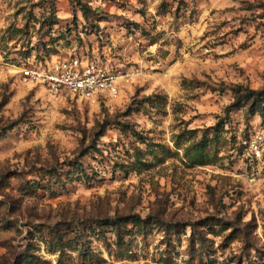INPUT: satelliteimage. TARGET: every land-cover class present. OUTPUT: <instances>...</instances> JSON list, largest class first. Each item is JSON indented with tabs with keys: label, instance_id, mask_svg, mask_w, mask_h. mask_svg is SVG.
<instances>
[{
	"label": "rangeland",
	"instance_id": "374dc122",
	"mask_svg": "<svg viewBox=\"0 0 264 264\" xmlns=\"http://www.w3.org/2000/svg\"><path fill=\"white\" fill-rule=\"evenodd\" d=\"M30 50L131 77L54 98ZM261 98L264 0H0V264H264Z\"/></svg>",
	"mask_w": 264,
	"mask_h": 264
},
{
	"label": "built area",
	"instance_id": "2783aa9c",
	"mask_svg": "<svg viewBox=\"0 0 264 264\" xmlns=\"http://www.w3.org/2000/svg\"><path fill=\"white\" fill-rule=\"evenodd\" d=\"M30 52L26 58L16 60V64L12 66L14 75L25 84L42 88L47 95L54 98L88 102L114 99L121 85L128 83L131 77L129 72L122 71L110 62L102 61L98 57H86L76 51L52 59L40 54L41 58H36L32 55L38 53L33 50ZM261 144L262 138L258 136L248 143L253 157L260 158L263 154Z\"/></svg>",
	"mask_w": 264,
	"mask_h": 264
},
{
	"label": "trees",
	"instance_id": "16d2710c",
	"mask_svg": "<svg viewBox=\"0 0 264 264\" xmlns=\"http://www.w3.org/2000/svg\"><path fill=\"white\" fill-rule=\"evenodd\" d=\"M52 24H53V23H52ZM257 95H259V96H260L261 94H257ZM257 95H256V96H257ZM263 99H264V98H261V100H263Z\"/></svg>",
	"mask_w": 264,
	"mask_h": 264
}]
</instances>
